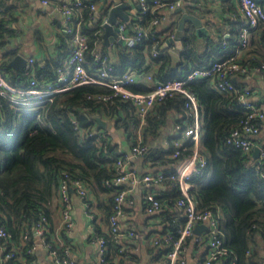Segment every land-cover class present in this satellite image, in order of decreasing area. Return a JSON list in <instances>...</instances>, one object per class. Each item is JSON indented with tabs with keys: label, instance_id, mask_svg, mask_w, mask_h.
Instances as JSON below:
<instances>
[{
	"label": "trees",
	"instance_id": "trees-1",
	"mask_svg": "<svg viewBox=\"0 0 264 264\" xmlns=\"http://www.w3.org/2000/svg\"><path fill=\"white\" fill-rule=\"evenodd\" d=\"M115 1L106 0L103 12L106 13L108 6ZM198 1L187 0L182 9L174 11L170 15L172 21L158 27L155 39L144 40L133 46L115 41L117 55L112 61L116 73L152 72L154 77L169 79L185 75L193 68L208 65L212 59L233 55L240 41V28L245 19L239 15L224 17L233 27L226 36L222 26L220 27L212 16L202 15L212 12L206 4L207 0L203 5H198ZM223 2L224 5L228 4V9L236 13L237 8L232 0ZM259 2L264 6L261 0ZM0 6L7 12L3 0H0ZM184 13L200 18L207 30L199 33L192 20L187 19L184 22L183 47L179 49L182 60L178 66L173 67L170 46L166 43L175 35ZM87 14V9H84L81 17V30L88 36L89 41L86 66L95 71L98 64L92 51L102 49L108 53V50L101 46L103 35L100 24L93 20L88 21ZM152 17L153 13H146L145 23L149 24ZM78 20L79 17L75 18V21ZM8 21L6 16L0 20V41L4 32L9 33ZM263 35L264 32L254 35L251 45L247 48L253 52L249 58L237 57L243 65L254 66L264 61V45L261 40ZM71 38L68 33L67 39ZM154 48L159 51L156 56L152 55ZM16 53V50L4 53L5 58L0 63V70L11 85L25 86L28 80L25 70L16 71L10 65V60ZM63 58L64 56H59L45 64L36 63L37 76L55 81L57 67ZM245 75L237 73L235 76L238 78ZM234 83L240 92L247 86L238 84L237 80H234ZM187 84L198 96L204 114V132L199 151L206 157V166L202 173L190 179L192 186L189 193L195 199L197 208L212 210L218 218L220 236L228 251L215 263L259 264L258 242L264 240V159L254 157L252 151L247 153L227 141L230 132L239 127L245 117L237 97L239 92L215 89L211 77L194 79ZM133 89L148 90L139 84L134 85ZM109 91L107 87L89 83L61 91L55 94L52 100L39 103L12 102L0 97V224L11 233L4 264H21L18 261V249L12 247L13 242L22 246L21 253H24L28 262L31 261L33 252L30 249L36 244L35 226L42 216L47 217L49 230L45 236L52 247L62 251L69 246L67 241L60 246L51 236L54 231L53 199L58 195L64 172H69L72 178L84 181L96 195H107L108 202L103 205V209L109 222L115 196L120 188L108 185L106 181L116 176L114 157L117 156L118 150L108 128V137L101 144L99 135L94 132L97 125L95 117L106 116L110 121H114L116 126L131 132L132 147L137 144L136 132H133L132 126L137 130L140 121L131 102L119 98L106 102L95 98V95ZM185 102L186 97L178 93L157 103L149 113L148 123L142 130V145L149 147L160 135L171 110L185 114L186 118L189 115L190 120L191 112L185 108ZM122 110L128 113L126 118L121 115ZM74 118L83 133H79L75 128L72 122ZM179 126L181 133L186 125L179 123ZM195 147L193 143L188 142L185 149H180L179 155L174 157L172 153L177 147L171 144L170 149L161 152L158 159L161 162L183 161L195 152ZM164 173L168 175L170 170ZM160 183L169 187L167 195L157 194L162 206L166 202V205L176 207L177 201L182 197L178 184L171 179H164ZM185 222L183 211L179 215L174 212L159 234L169 233L177 239ZM102 234L109 240L106 260L111 264L115 259L110 256V247H113L115 255H122L124 249L121 244L112 241L107 233ZM163 241L164 239L160 244ZM167 251L164 246L163 252L167 254ZM9 252L14 255L7 259L6 254Z\"/></svg>",
	"mask_w": 264,
	"mask_h": 264
},
{
	"label": "built area",
	"instance_id": "built-area-1",
	"mask_svg": "<svg viewBox=\"0 0 264 264\" xmlns=\"http://www.w3.org/2000/svg\"><path fill=\"white\" fill-rule=\"evenodd\" d=\"M99 1L69 0L59 5V10L65 16V31L72 35V46L69 55L57 67L55 81L37 76L34 64L35 59L30 57L27 58V63L24 68L28 78L25 86L11 85L0 70V97H5L12 102L39 103L52 100L53 96L61 91L81 84L91 83L107 87L110 90L108 93L95 95V98L99 100L109 102L119 98L131 102L140 120L136 133L137 144L131 148L130 152L125 153L118 150L116 153L117 156L114 157L116 159V176L108 179L106 183L118 187L120 190L115 196L113 213L109 218L107 234L111 237L112 241L121 244L122 249H124L123 242L139 237L140 233L138 231L124 228L121 221L125 209L124 203L126 201L132 202L129 198L132 187L129 185H136L142 182L150 187L154 183H160L164 179H171L178 184L179 190L181 191L182 197L177 201L176 205L184 212L186 222L177 239H174L169 233L163 235L158 234L154 238V243L156 245L163 244V246L167 247V264H183L184 258L182 252L185 241L193 234L194 228L198 223L206 221L209 224V230L207 231L208 251L204 264H214L228 250L223 238L220 236L219 221L216 214L212 210L197 208L195 199L189 193L192 186L190 179L202 173L206 166V157L199 151L204 132L202 127L204 114L201 110L198 96L188 87L187 83L194 79L211 77L214 80L215 89L239 92L237 97L241 103V109L245 113V117L242 119L240 126L230 132L227 141L247 153L251 151L253 153L261 133L262 123L264 122V103H257L253 100V90L249 86H246L240 92L232 78L237 73L248 74L252 71L264 73V61H261L258 65L248 66L243 65L237 59L241 51L250 45L253 35L258 32H264V6L259 0H237L245 22L240 28V41L236 45L233 55L227 58L212 59L208 65L193 68L185 75L174 78L159 79L157 76L148 75L146 84L149 89L147 91H138L132 87L135 83L139 82L137 74L132 71H124L117 74L112 58L109 53L102 49L92 51L94 60L98 64L96 70L91 71L86 66V54L89 51V41L88 36L81 30L82 11L87 9L88 17L90 19L96 18V13L99 10ZM136 1V5L139 4L140 7L135 11V15H132L130 23L122 19L120 20L119 24H117V35L112 42L123 40L126 45L133 46L144 40L155 39L154 35L158 31V27L168 19L169 14L183 7L185 2V0ZM44 2L47 3L48 0H44ZM119 2H126V0H116L109 8ZM148 12L153 13L152 20L149 24L144 21L145 15ZM5 15L4 7L0 6V20ZM77 17H79V20L75 21ZM107 20L108 13L104 14L101 19L100 25L102 29H104ZM261 40L262 45H264V35ZM158 52V49L154 48L152 55L156 56ZM178 93L186 97L184 106L191 112V118L180 133V136L174 141L177 150L172 155L177 157L180 149H185L188 142L193 143L196 146V150L191 156L183 160L185 163L182 162L181 165L170 170L168 175L164 172H157L156 174L146 173L141 176L132 168L131 160L134 156L148 151V147L142 145V130L148 123L147 117L157 103ZM72 122L79 133H83V129L79 127V123L75 118ZM94 132L99 135V141L103 144V141L108 137L106 128L98 129L96 125ZM260 148L259 157L264 159V143ZM71 190H74L83 200L84 207L91 220L97 218L93 201L90 197L89 186L81 179L72 178L69 172H64L63 178L60 180L57 197L61 214V225L67 233H72L74 227ZM145 200L146 209L150 213H154L162 206L161 201L157 198V194L149 188L145 193ZM47 230H49L47 217L42 216L41 221L35 226V235L40 238V242L37 244H43L51 250L53 264H75L69 246L59 251V249L52 247L46 240L45 233ZM0 237L6 240L11 237V233L2 224H0ZM163 239V243L160 244ZM96 240L100 253L98 264H108L106 256L109 240L104 234L97 235ZM37 244L30 250L33 251L36 249ZM13 255V252H9L6 254V258L9 259ZM111 264H116V262Z\"/></svg>",
	"mask_w": 264,
	"mask_h": 264
},
{
	"label": "crops",
	"instance_id": "crops-1",
	"mask_svg": "<svg viewBox=\"0 0 264 264\" xmlns=\"http://www.w3.org/2000/svg\"><path fill=\"white\" fill-rule=\"evenodd\" d=\"M3 1L7 9L5 16L9 19L7 24L9 27V33L4 32V36L0 41L2 42L0 44V63L4 60V53L8 50H16V54L21 53L26 58L33 57L35 59L34 64H45L53 58H58L59 56H64L65 58L69 55L72 46V38L67 39L68 33L64 28L65 16L59 10V5L69 0H48L47 3H45L44 0ZM186 1L187 0H185L184 5ZM205 1L206 0H199V3L197 4L203 5ZM232 1L236 5V13H233V11L228 9V4L224 5L223 0H207L206 4H208L207 6L212 9V12L202 13L204 16H212L214 20L219 23V26H222L221 29L222 31H225L226 36L230 34L229 31H231L233 27L229 22L225 21L224 17L230 18L239 15L242 19H244L240 11L238 1ZM261 1L264 3V0ZM126 2L130 5L126 11L130 13L131 16H134L135 11H137V1L126 0ZM105 3L106 0H100L96 18L90 19L87 17V20H93L94 22L100 24L101 19L105 14L103 12ZM170 15L171 14L168 15V19L162 25L169 24L171 22L172 18ZM103 33L104 29H102V35ZM255 34L257 35V33ZM253 37L251 38V42ZM112 41L113 40L106 42L103 35V43L101 46L106 47L110 57L114 60L117 55V49ZM169 43L166 44L167 46H170L169 49H174L179 52V48L176 43ZM247 48L241 51L239 57L242 56L244 59H247L252 55L253 52ZM148 75H153V73H137L139 82L134 85H143L149 89L146 84ZM232 79L237 80L240 85L247 84V86L251 87L253 90V100L257 103H264V73L252 71L245 76H240L238 78L237 76H234ZM134 85L132 87H134ZM121 115L126 118L128 113L125 110H122ZM102 117L107 120L106 129L108 128L117 150L125 153L130 152L132 148L131 132L127 131L124 127L116 126L115 122L110 121L108 117ZM188 117L189 115L186 118V115L183 113H177L174 110L170 111V117L167 123L162 126L160 135L152 141L148 147V151L134 156L131 160L132 168H134L139 175L142 176L146 173L156 174L157 172L169 171L182 164L183 161L161 162L158 159V156H160L161 152L164 150L167 151L170 149L171 144H174V141L180 136L179 123L186 125L189 121ZM132 128L133 132L137 133L135 126H132ZM263 143L264 122L262 123L261 133L257 140V146H261ZM129 186L132 187V190L129 193V198L132 202L130 203L129 201H126L124 203L125 209L121 221L124 228L134 229L140 233V236L136 239H128L122 243L124 247V253L122 255H115L113 247H110V256L115 259L116 264H167L168 259L166 254L163 252L164 246L156 245L154 243V238L159 234V232H161L163 225L169 219V216H172L174 212L177 215L182 214V209L179 206L175 207L166 205L164 197L163 200L165 203L159 210L154 213L147 211L145 193L148 188L158 194V196H165L168 194V185L154 183L149 187L144 183L139 182L136 185L130 184ZM89 193L93 201V207L97 218L95 220H91L86 212L83 200L74 190H72L71 201L72 215L74 219L72 233H67L62 227L58 197L56 196L53 199L54 231L51 236L53 241L58 243L60 246L66 241L68 242L70 253L72 258L75 260V264L99 263L100 253L96 237L99 234L107 233L109 227V222L106 220L103 209V205L108 202L107 195H96L90 188ZM199 224L202 226L200 230L195 231L194 229L193 234L185 241L182 252L184 258L183 264H204L208 251L207 231L209 230V224L206 221L200 222ZM34 241L37 244L40 242V238L35 235ZM10 242V240L2 239L0 237V264L5 263L4 255L7 250V244ZM258 245V262L259 264H264V240H259ZM12 247L14 249H18V261L21 264H53V255L51 250L43 244H37L36 249L32 251L33 256L30 262L26 260L24 253H21L20 250L22 246H18L13 242Z\"/></svg>",
	"mask_w": 264,
	"mask_h": 264
},
{
	"label": "water",
	"instance_id": "water-1",
	"mask_svg": "<svg viewBox=\"0 0 264 264\" xmlns=\"http://www.w3.org/2000/svg\"><path fill=\"white\" fill-rule=\"evenodd\" d=\"M129 6L130 5L126 2H119L110 8L108 20L105 22L104 33H103L106 42L115 39V37L117 35V31H118L117 24H119L121 19L127 23H130L132 16L130 13H128L126 11L129 8ZM136 7L139 8L140 5L137 4ZM180 9H182V7H180ZM187 19H190L195 23L199 33L206 31V27L203 26V23H202L200 18H198L195 15L189 14V13H184L180 19L179 28L177 29L175 35L170 38V43H169V44L176 43L177 47L179 49H181L183 47L182 38H183L184 33H183L182 27L184 26V22ZM119 42L122 44H125V42L123 40H120ZM169 52L172 56L173 67L178 66L182 60L180 53L174 49H169ZM26 63H27V58L21 53L16 54L10 60V65L16 71L24 69L26 66ZM95 118L97 120V128L98 129L107 127V120L103 119L102 116L97 115ZM260 151H261L260 146H256L254 148V151H253V156L258 157L260 155ZM150 153H152V152H150ZM201 227L202 226L198 223L194 229H195V231H198V230H200Z\"/></svg>",
	"mask_w": 264,
	"mask_h": 264
},
{
	"label": "rangeland",
	"instance_id": "rangeland-1",
	"mask_svg": "<svg viewBox=\"0 0 264 264\" xmlns=\"http://www.w3.org/2000/svg\"><path fill=\"white\" fill-rule=\"evenodd\" d=\"M109 9H110V8H109V6H108V8H107V12H106L105 14H107V13H108V15H109Z\"/></svg>",
	"mask_w": 264,
	"mask_h": 264
}]
</instances>
